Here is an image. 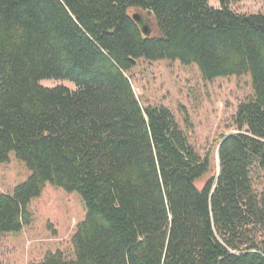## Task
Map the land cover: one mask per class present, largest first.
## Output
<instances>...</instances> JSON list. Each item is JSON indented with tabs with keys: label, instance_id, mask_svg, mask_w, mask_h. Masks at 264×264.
<instances>
[{
	"label": "trees",
	"instance_id": "trees-1",
	"mask_svg": "<svg viewBox=\"0 0 264 264\" xmlns=\"http://www.w3.org/2000/svg\"><path fill=\"white\" fill-rule=\"evenodd\" d=\"M217 1L0 0V164L14 152L32 172L0 195V234L31 224L47 183L86 210L74 258L31 264H264V14ZM133 10L158 37L142 35ZM141 59L197 65L207 81L251 76L201 188L211 156L168 108L142 106L129 76Z\"/></svg>",
	"mask_w": 264,
	"mask_h": 264
},
{
	"label": "rangeland",
	"instance_id": "rangeland-1",
	"mask_svg": "<svg viewBox=\"0 0 264 264\" xmlns=\"http://www.w3.org/2000/svg\"><path fill=\"white\" fill-rule=\"evenodd\" d=\"M230 8L241 14H264V0H228ZM209 5L219 8L217 0ZM137 11H132L131 16ZM143 13V12H142ZM145 14V13H143ZM151 37H158L154 21L150 19ZM135 95L143 107L168 108L199 155L211 156L212 170L198 182L201 188L219 169L216 145L224 135L234 132L233 118L240 103L253 96L250 75L231 76L207 81L197 65H183L178 61L136 63L130 72ZM45 87L66 86L75 90L67 81L50 80ZM32 172L26 163L17 159L14 152L9 161L0 164V195H12L14 189L24 184ZM256 189L264 190L263 179H256ZM28 211L31 224L18 233L0 234V264L40 263L45 256L62 252L74 258L73 238L86 219L85 204L76 192H67L47 183L39 198L33 199ZM256 239H264V230Z\"/></svg>",
	"mask_w": 264,
	"mask_h": 264
},
{
	"label": "water",
	"instance_id": "water-1",
	"mask_svg": "<svg viewBox=\"0 0 264 264\" xmlns=\"http://www.w3.org/2000/svg\"><path fill=\"white\" fill-rule=\"evenodd\" d=\"M132 19L139 27L142 35L145 38H151L152 27L150 18L146 14H143L141 11H137L132 15Z\"/></svg>",
	"mask_w": 264,
	"mask_h": 264
}]
</instances>
